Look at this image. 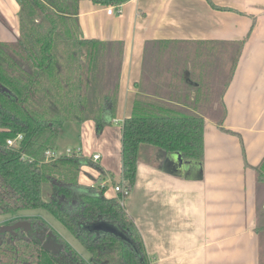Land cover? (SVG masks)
<instances>
[{
	"label": "crops",
	"instance_id": "1",
	"mask_svg": "<svg viewBox=\"0 0 264 264\" xmlns=\"http://www.w3.org/2000/svg\"><path fill=\"white\" fill-rule=\"evenodd\" d=\"M18 1L0 0V42L17 39ZM210 2L128 0L120 14H107V5L90 0L78 5L82 38L123 43L116 113L99 136L92 120L67 122L55 152L79 148L88 158L99 154L95 163L103 174L84 165L78 180L90 186L108 181L106 197L117 196L119 122L129 116L134 94L141 90L189 106L176 92L191 90L192 100L193 90L212 84L211 77L237 54L236 43L246 39L228 85L210 103L224 105L221 125L231 132L219 128V114H206L199 162L179 159L177 152L159 154L151 145L138 149L135 181L123 204L150 264H264V182L256 171L264 159V0ZM205 58L212 62L207 82L192 79L189 89L180 72L197 60L193 72L202 75L198 66ZM73 134L79 143L63 147Z\"/></svg>",
	"mask_w": 264,
	"mask_h": 264
},
{
	"label": "trees",
	"instance_id": "2",
	"mask_svg": "<svg viewBox=\"0 0 264 264\" xmlns=\"http://www.w3.org/2000/svg\"><path fill=\"white\" fill-rule=\"evenodd\" d=\"M90 1L116 5L127 0ZM18 2L17 39L0 42V214L46 210L80 242L90 255V263L40 217L15 216L7 223L26 220L30 227L0 233V264H150L120 193L106 197L108 184L79 183L82 166H91L103 174L101 166L81 153L48 154L55 151L65 123L92 120L95 135L99 136L112 122L123 43L82 38L78 21L80 0ZM245 40L236 43L237 54L230 63L224 87ZM196 61L191 70L184 68L180 72L189 89L192 79L196 80ZM198 86L192 100L191 90L175 91L178 99L187 98L189 106L141 90L134 94L129 116L119 122V185L130 189L133 186L142 144L178 152L184 159L199 162L203 159L206 114H219V128L231 132L221 125L224 105L210 104L209 99L214 96L212 84ZM18 135L20 139H16ZM8 139H13V144L9 145ZM256 171L257 180L264 182V159ZM99 221L115 226L122 236L89 228ZM52 240L56 249L48 245Z\"/></svg>",
	"mask_w": 264,
	"mask_h": 264
},
{
	"label": "rangeland",
	"instance_id": "3",
	"mask_svg": "<svg viewBox=\"0 0 264 264\" xmlns=\"http://www.w3.org/2000/svg\"><path fill=\"white\" fill-rule=\"evenodd\" d=\"M232 60H233V58L230 59L231 62H232ZM228 65L230 66V62H228ZM205 66H206V68H205ZM229 66L227 68H225L224 64H222V67L224 69L218 70L216 72V75L212 76L214 78L211 77L212 87L213 88L217 87V90H218V91L214 90L215 96H214V99L211 100V102H210L211 104L217 99V94L219 92V89L224 85V82H225L226 78L228 77V73H230V70H229L230 67ZM211 67H212V62L210 60H207L206 65L200 64L198 66V68H200L202 70V75H198V73L196 72L195 74H193L194 78H196V80H198V81L200 80V81L207 82L208 74H205V71L208 70L207 68H211ZM203 68H205V69L203 70ZM201 84L203 85V83H201ZM215 106L216 105H213V107H215ZM70 123H65L64 133L66 132V130H68L70 128ZM77 129H78V125L75 123L73 133H74V131L76 133ZM71 138L72 139H70L66 143H64V142L62 143L63 147H65L66 145L75 146L76 144L79 143V136L77 134H75V136L73 134V136ZM157 151L159 154L165 153L164 151L160 150L159 148H157ZM44 197H46V192H44ZM13 216H37V217H40L43 221H45L53 229V231L55 233H57L59 236L62 237V239L64 241H66L69 245H71L72 248L78 254H80L83 259H85L87 262L90 263V255L81 246L80 242L72 234H70V232L46 210H44V209L31 210L30 209V210H20L14 214H0V227L3 226L4 224H7V221L9 219H11V217H13ZM52 241H50L48 244H50L53 248H55L56 244ZM262 243H264V240Z\"/></svg>",
	"mask_w": 264,
	"mask_h": 264
},
{
	"label": "built area",
	"instance_id": "4",
	"mask_svg": "<svg viewBox=\"0 0 264 264\" xmlns=\"http://www.w3.org/2000/svg\"><path fill=\"white\" fill-rule=\"evenodd\" d=\"M128 1V0H127ZM125 2L121 3V4H110V5H107L106 7V13L107 14H120L122 12V5L124 4ZM21 138V135H18L16 137V139H20ZM14 140L13 139H8L7 140V143L9 145L13 144ZM80 153V149L77 148L76 150H72V149H66L65 153L64 154H68V155H71V154H79ZM48 154L51 155V156H55V155H59V153H56L55 151L54 152H51V151H48ZM99 154H93L91 156V160L93 162H97L98 159H99ZM120 183V180L113 185V190L116 192V193H120V200H121V203H123L124 199L129 195L130 193V188H127V187H124L123 185H119ZM108 184V181L106 180H103L100 182V185L102 186H106Z\"/></svg>",
	"mask_w": 264,
	"mask_h": 264
},
{
	"label": "water",
	"instance_id": "5",
	"mask_svg": "<svg viewBox=\"0 0 264 264\" xmlns=\"http://www.w3.org/2000/svg\"><path fill=\"white\" fill-rule=\"evenodd\" d=\"M179 159H182L181 155L177 152ZM30 225L29 222L27 221H18L16 223H14L13 225L10 226H5L3 228V230H8L10 231L11 229H15V228H19V227H28ZM90 229H97V230H104L107 232H112L115 233L117 235L122 236V233L113 225L106 223L104 221H99L96 223H93L92 225L89 226Z\"/></svg>",
	"mask_w": 264,
	"mask_h": 264
},
{
	"label": "flooded vegetation",
	"instance_id": "6",
	"mask_svg": "<svg viewBox=\"0 0 264 264\" xmlns=\"http://www.w3.org/2000/svg\"><path fill=\"white\" fill-rule=\"evenodd\" d=\"M13 217H15V216H13ZM13 217H11V219L13 218ZM9 221V220H8ZM7 221V222H8ZM19 221H26V220H19ZM16 222H18V221H16ZM16 222H14V223H16ZM28 222V221H27ZM13 223V224H14ZM13 224H4L3 226H1L0 227V233H4V232H13V230L14 229H11L10 231H8V230H3V228L5 227V226H10V225H13ZM25 227V226H24ZM28 227H30V225L28 226ZM20 228V227H19ZM15 229H17V228H15ZM53 242V241H52ZM50 247H52L50 244H48ZM53 248V247H52ZM57 247H55V248H53V249H56Z\"/></svg>",
	"mask_w": 264,
	"mask_h": 264
}]
</instances>
